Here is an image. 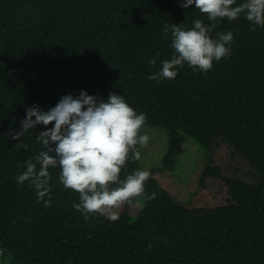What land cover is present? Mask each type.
Masks as SVG:
<instances>
[{
  "label": "trees",
  "instance_id": "obj_1",
  "mask_svg": "<svg viewBox=\"0 0 264 264\" xmlns=\"http://www.w3.org/2000/svg\"><path fill=\"white\" fill-rule=\"evenodd\" d=\"M182 0H0V260L13 264H264V28L241 17L231 55L206 73L185 65L175 79L149 80L171 59L163 24L209 21ZM240 2V0H238ZM156 57L155 66L149 60ZM81 90L124 95L145 124L169 131L163 169L172 170L194 137L207 151L199 188L186 202L153 176L119 219L85 221L72 207L79 193L59 182L49 207L19 184L20 165L41 150L44 126L19 141L26 108L47 111ZM50 127V126H49ZM136 169L129 162L121 179ZM155 193L154 199L147 197ZM144 198L136 218L129 208Z\"/></svg>",
  "mask_w": 264,
  "mask_h": 264
},
{
  "label": "clouds",
  "instance_id": "obj_2",
  "mask_svg": "<svg viewBox=\"0 0 264 264\" xmlns=\"http://www.w3.org/2000/svg\"><path fill=\"white\" fill-rule=\"evenodd\" d=\"M195 6L209 21L196 19L191 27L182 23L163 24L162 31L171 34V59L161 61L159 71L149 80L175 79L187 65L193 71L206 73L215 62L231 55L234 34L216 32L218 23L243 17L253 30L264 28V0H182L181 7ZM149 64H157L156 57ZM147 113L134 109L124 95L110 93L107 99L81 90L78 95H64L47 111L38 104L26 108L20 128L9 132L19 141L31 129L44 126L36 142L41 145L37 155L27 159L17 182H26L34 189L37 202L49 207L53 185L50 169H59V182L65 189L79 193V202L72 207L85 221L96 214H108L119 219V209L132 198L145 193L151 173L136 169L121 179L128 163L141 159V148L149 144L150 136L142 129ZM50 126V127H49ZM148 199H154L155 193Z\"/></svg>",
  "mask_w": 264,
  "mask_h": 264
},
{
  "label": "rangeland",
  "instance_id": "obj_3",
  "mask_svg": "<svg viewBox=\"0 0 264 264\" xmlns=\"http://www.w3.org/2000/svg\"><path fill=\"white\" fill-rule=\"evenodd\" d=\"M143 132L150 136L149 144L141 148V169L150 170L151 176L181 203L188 202L199 188L200 177L206 165L207 151L194 137H187L184 151L177 157L172 170L163 169V160L169 150V131L160 126L145 124ZM144 198L137 199L129 208L132 218H136ZM0 264H13L9 257ZM22 264V263H18Z\"/></svg>",
  "mask_w": 264,
  "mask_h": 264
}]
</instances>
